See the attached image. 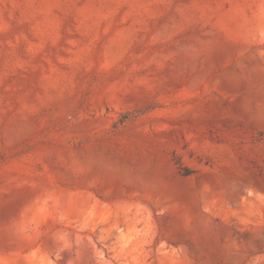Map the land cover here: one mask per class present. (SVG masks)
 Here are the masks:
<instances>
[{
  "label": "rangeland",
  "instance_id": "rangeland-1",
  "mask_svg": "<svg viewBox=\"0 0 264 264\" xmlns=\"http://www.w3.org/2000/svg\"><path fill=\"white\" fill-rule=\"evenodd\" d=\"M0 264H264V0H0Z\"/></svg>",
  "mask_w": 264,
  "mask_h": 264
}]
</instances>
